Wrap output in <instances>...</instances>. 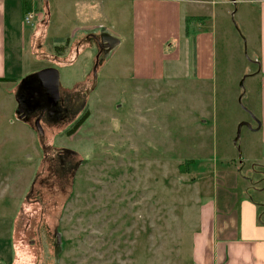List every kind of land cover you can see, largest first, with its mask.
<instances>
[{
    "label": "rangeland",
    "instance_id": "374dc122",
    "mask_svg": "<svg viewBox=\"0 0 264 264\" xmlns=\"http://www.w3.org/2000/svg\"><path fill=\"white\" fill-rule=\"evenodd\" d=\"M65 13L63 23L52 14V55L34 67L55 68L63 98L77 95L81 106L38 120L32 114L33 140L23 131L29 119L1 125L0 237L8 234L11 245L0 264H190L200 205L214 198V187H231L226 178L213 187L214 174L234 170L254 139L242 126L236 140L240 124L255 125L250 111L257 106L247 91L250 54L237 18L228 19L227 43L217 31L212 81L189 78L192 48L180 42L168 51L179 59L172 81L166 72L163 81L139 82L126 10L92 18V36L54 42L83 25ZM112 35L114 47L104 48Z\"/></svg>",
    "mask_w": 264,
    "mask_h": 264
},
{
    "label": "crops",
    "instance_id": "0c3cea01",
    "mask_svg": "<svg viewBox=\"0 0 264 264\" xmlns=\"http://www.w3.org/2000/svg\"><path fill=\"white\" fill-rule=\"evenodd\" d=\"M118 8L130 16L131 73L139 82L163 81L166 72L172 81L179 59L168 51L180 42L192 48L191 56L185 57L189 78L212 81L217 31L221 30L227 43L233 37L228 19L237 18L236 30L250 54V67L245 69L250 83L247 91L257 99L250 111L254 139L247 145L246 158L234 170L214 174L213 187L218 178L229 179L231 187H214V198L210 195L200 205L196 230L188 238L190 264H264V0H0V127L29 119L23 131L33 140L31 115L44 108L41 95L34 96L35 76L52 68L34 66L48 63L52 55L54 44L48 43L52 14L63 23L65 12L72 10L83 24L73 27L70 37H56L54 42L79 41L92 36V18L107 19ZM28 12H35L31 25L23 22ZM10 245L8 234L0 237V253Z\"/></svg>",
    "mask_w": 264,
    "mask_h": 264
},
{
    "label": "water",
    "instance_id": "95a60500",
    "mask_svg": "<svg viewBox=\"0 0 264 264\" xmlns=\"http://www.w3.org/2000/svg\"><path fill=\"white\" fill-rule=\"evenodd\" d=\"M103 40H105V44L103 45L104 48L111 49L112 47H114L115 41L110 37L105 36ZM93 82L95 84V68L93 69ZM35 84L40 87L42 93L46 96V99L51 102L50 106H53L57 103L59 99V74L55 68H47L39 71L35 76ZM35 126L39 140L40 142H42L44 135L38 121L35 123ZM242 126H246L249 128V125L247 124H240L238 126L236 140L239 138V132Z\"/></svg>",
    "mask_w": 264,
    "mask_h": 264
},
{
    "label": "flooded vegetation",
    "instance_id": "af4514ba",
    "mask_svg": "<svg viewBox=\"0 0 264 264\" xmlns=\"http://www.w3.org/2000/svg\"><path fill=\"white\" fill-rule=\"evenodd\" d=\"M35 89H37L34 92L35 98H38L37 95H39V96L41 95V99H42V102L44 105L43 112L38 113V115H37L38 117H36L37 118L36 120L41 119L43 114H49V115L55 116L58 113H66L67 110H69L70 108L74 107V108L79 109V107L81 106V100L80 99H79L80 101L79 100L74 101L75 98H77L76 97L77 95L70 96L69 98L68 97L63 98L62 94L60 93V88H59V99H58L57 103L53 106H50L51 102L48 99H46V96L42 93L40 87H38L36 85ZM87 92H89V91L85 92V96L88 95ZM66 98L68 99V102H67ZM63 101H65L67 103H65ZM47 151H48V149H44V152H47ZM58 154H59V156L73 155L71 152H67V151L58 152Z\"/></svg>",
    "mask_w": 264,
    "mask_h": 264
},
{
    "label": "built area",
    "instance_id": "2783aa9c",
    "mask_svg": "<svg viewBox=\"0 0 264 264\" xmlns=\"http://www.w3.org/2000/svg\"><path fill=\"white\" fill-rule=\"evenodd\" d=\"M35 18L34 12H28L24 15L23 22L27 25H30Z\"/></svg>",
    "mask_w": 264,
    "mask_h": 264
},
{
    "label": "trees",
    "instance_id": "16d2710c",
    "mask_svg": "<svg viewBox=\"0 0 264 264\" xmlns=\"http://www.w3.org/2000/svg\"><path fill=\"white\" fill-rule=\"evenodd\" d=\"M55 48H56V47H55ZM81 121H82V120L78 121L77 124L74 126L73 129H75V130L78 129V128L81 126V123H82ZM75 130H73V131H75ZM73 133H74V132H73ZM191 164H192V163H191ZM187 165H189V164H187ZM179 168H180V172L183 173V172H184V168H183L182 166H179Z\"/></svg>",
    "mask_w": 264,
    "mask_h": 264
}]
</instances>
